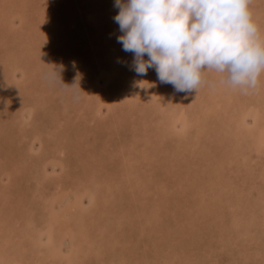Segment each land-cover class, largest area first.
I'll return each instance as SVG.
<instances>
[{"label":"rangeland","instance_id":"1","mask_svg":"<svg viewBox=\"0 0 264 264\" xmlns=\"http://www.w3.org/2000/svg\"><path fill=\"white\" fill-rule=\"evenodd\" d=\"M114 4L0 0V264H264V73L138 75Z\"/></svg>","mask_w":264,"mask_h":264},{"label":"clouds","instance_id":"2","mask_svg":"<svg viewBox=\"0 0 264 264\" xmlns=\"http://www.w3.org/2000/svg\"><path fill=\"white\" fill-rule=\"evenodd\" d=\"M252 0H115L113 18L138 75L154 69L161 83L192 92L212 70L219 83L248 94L264 73V38L252 19ZM147 55L148 59L144 57ZM59 69L47 73L61 82ZM73 86V85H72Z\"/></svg>","mask_w":264,"mask_h":264},{"label":"bare ground","instance_id":"3","mask_svg":"<svg viewBox=\"0 0 264 264\" xmlns=\"http://www.w3.org/2000/svg\"><path fill=\"white\" fill-rule=\"evenodd\" d=\"M55 166V165H54ZM96 182V181H95ZM95 194V193H94ZM96 201L95 200H93V198L90 200V205H93L94 203H95ZM80 204H82L81 203V201H80ZM64 245V244H63ZM66 245V244H65Z\"/></svg>","mask_w":264,"mask_h":264}]
</instances>
